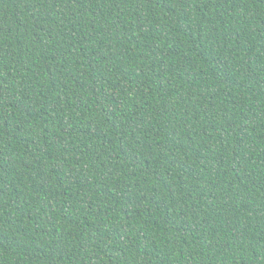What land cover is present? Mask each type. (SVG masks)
I'll return each instance as SVG.
<instances>
[{"label": "trees", "instance_id": "16d2710c", "mask_svg": "<svg viewBox=\"0 0 264 264\" xmlns=\"http://www.w3.org/2000/svg\"><path fill=\"white\" fill-rule=\"evenodd\" d=\"M0 264H264V0H0Z\"/></svg>", "mask_w": 264, "mask_h": 264}]
</instances>
